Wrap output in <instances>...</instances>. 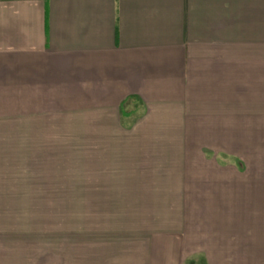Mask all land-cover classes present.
Returning a JSON list of instances; mask_svg holds the SVG:
<instances>
[{
  "label": "crops",
  "instance_id": "1",
  "mask_svg": "<svg viewBox=\"0 0 264 264\" xmlns=\"http://www.w3.org/2000/svg\"><path fill=\"white\" fill-rule=\"evenodd\" d=\"M259 170L264 0H0V243L67 189L137 223L0 264H183L210 248L189 222L261 192L241 181Z\"/></svg>",
  "mask_w": 264,
  "mask_h": 264
},
{
  "label": "rangeland",
  "instance_id": "2",
  "mask_svg": "<svg viewBox=\"0 0 264 264\" xmlns=\"http://www.w3.org/2000/svg\"><path fill=\"white\" fill-rule=\"evenodd\" d=\"M252 161L254 163L258 161L259 166H262L261 159H253ZM254 167L257 166L253 164L252 168ZM245 173H243L241 181L248 183L250 179L253 181L254 177V181L259 182L257 185L262 187L261 192L251 191L249 194L250 198L244 200L243 204L239 206L227 204L219 210V213L216 205L209 206L211 212L208 208H205L204 210H208L209 213L201 212L202 219L199 222H189V230L193 231L195 240L202 241L206 239L210 241V248L205 255L201 254V252L189 254V258H186L183 264H207L205 256L209 257L210 264H264V239L256 248L249 246V241H247L252 238L255 231H264V172L259 170L256 175H250V173L247 175V172ZM69 185L67 184V186ZM73 195V190H66L67 205L64 207V215H61L62 207L51 206L48 215L44 218L48 219L42 222L18 221L15 223H1V228L9 231L7 235L10 234V231H16V229L19 233L23 231L35 235L24 239L14 236L2 237L1 241L3 244L0 243L2 262L8 263L12 257L13 261H16L17 257L20 260L25 257H31L35 262L56 260L57 238L61 228L66 232H72L73 229L81 230L83 234H89V232L99 229L114 236L123 235L122 230L137 229V223L122 222L120 220L122 219V214L120 212L114 213L113 207L110 208L111 212L108 214V207L84 205L89 199L83 197L77 201L78 205H73L75 203ZM226 202L230 203L229 199H226ZM244 202H247V204H244ZM224 217L225 221L223 220ZM233 218L236 220H233ZM234 236H238V238L234 239ZM227 237L231 243L226 242ZM24 241H28V249L26 250L24 249L25 244L22 243ZM240 245L241 248H238L237 246ZM253 248L256 250L253 251ZM30 251L31 254H29ZM26 254L28 256H25ZM245 259L247 261H244Z\"/></svg>",
  "mask_w": 264,
  "mask_h": 264
},
{
  "label": "trees",
  "instance_id": "3",
  "mask_svg": "<svg viewBox=\"0 0 264 264\" xmlns=\"http://www.w3.org/2000/svg\"><path fill=\"white\" fill-rule=\"evenodd\" d=\"M121 114H122L123 116L126 115V114H124V110L121 111Z\"/></svg>",
  "mask_w": 264,
  "mask_h": 264
}]
</instances>
